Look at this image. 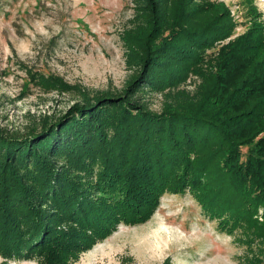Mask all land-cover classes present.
<instances>
[{
	"label": "trees",
	"instance_id": "trees-1",
	"mask_svg": "<svg viewBox=\"0 0 264 264\" xmlns=\"http://www.w3.org/2000/svg\"><path fill=\"white\" fill-rule=\"evenodd\" d=\"M135 3L123 39L137 73L122 92L42 75L76 102L33 136L0 134L4 256L73 264L121 224L148 222L165 194L187 191L221 232L246 227L264 243L262 14L237 34L224 2ZM190 73L201 79L192 94L181 88ZM148 88L166 92L161 112L139 96Z\"/></svg>",
	"mask_w": 264,
	"mask_h": 264
},
{
	"label": "rangeland",
	"instance_id": "rangeland-1",
	"mask_svg": "<svg viewBox=\"0 0 264 264\" xmlns=\"http://www.w3.org/2000/svg\"><path fill=\"white\" fill-rule=\"evenodd\" d=\"M211 1L230 8L239 23L237 34L247 30L254 10L264 19V0ZM135 5V0H0V134L33 136L46 118L65 114L76 102L75 93L43 86L42 75L92 93L122 92L137 73L123 39L136 20ZM200 82L190 73L181 88L192 94ZM139 96L155 112L168 99L166 92L151 88ZM252 148H242L244 159ZM263 259L264 243L253 230L221 232L187 191L165 194L148 222L121 224L73 264H264ZM0 264L41 262L0 252Z\"/></svg>",
	"mask_w": 264,
	"mask_h": 264
},
{
	"label": "bare ground",
	"instance_id": "bare-ground-1",
	"mask_svg": "<svg viewBox=\"0 0 264 264\" xmlns=\"http://www.w3.org/2000/svg\"><path fill=\"white\" fill-rule=\"evenodd\" d=\"M124 225H122L121 227H123Z\"/></svg>",
	"mask_w": 264,
	"mask_h": 264
}]
</instances>
